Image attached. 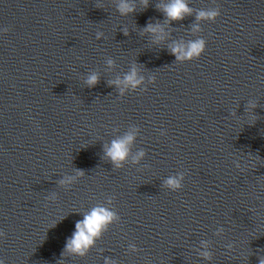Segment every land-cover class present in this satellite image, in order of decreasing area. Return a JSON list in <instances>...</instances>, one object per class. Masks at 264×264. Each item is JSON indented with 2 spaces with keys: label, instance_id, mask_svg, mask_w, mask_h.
Segmentation results:
<instances>
[{
  "label": "water",
  "instance_id": "water-1",
  "mask_svg": "<svg viewBox=\"0 0 264 264\" xmlns=\"http://www.w3.org/2000/svg\"><path fill=\"white\" fill-rule=\"evenodd\" d=\"M170 2L0 0L4 264L264 260V0H185L182 20ZM197 40V58L172 54ZM133 68L142 83L122 94ZM128 134L116 167L106 148ZM97 206L116 219L67 251Z\"/></svg>",
  "mask_w": 264,
  "mask_h": 264
},
{
  "label": "clouds",
  "instance_id": "clouds-1",
  "mask_svg": "<svg viewBox=\"0 0 264 264\" xmlns=\"http://www.w3.org/2000/svg\"><path fill=\"white\" fill-rule=\"evenodd\" d=\"M147 3V0H145ZM163 12L169 18V20H182L184 16L191 12V9L186 4L185 0H171L170 3L163 5ZM119 11L122 14L134 11V9L127 3H121L119 5ZM219 15L218 11L200 12L199 17L201 19L214 20ZM148 31L156 33L162 32L159 26H148ZM0 31L6 32L7 29ZM204 50V41L197 40L190 42L189 45L184 46L182 44L176 45L171 48V52L175 55L179 61L190 60L197 58L202 54ZM98 82V77L92 75L87 83L89 86H94ZM117 85H122L121 93L125 88L135 89L142 83V78H138V74L135 68L126 75L123 81H115ZM134 140L133 134H128L125 137L117 140H113L110 147L106 148L107 157L113 162L116 167H121L123 162L126 161L129 152L130 145ZM143 155V152L139 154ZM167 186L172 190H178L181 188L180 181L176 178H170L166 182ZM116 219L115 213L106 207L97 206L90 212L86 213L82 220L77 221L75 224V231L71 238L66 242V250L75 254L84 255L85 252L94 245L95 240L99 238L107 227ZM3 232H0V237H3ZM0 264H4V261L0 259ZM260 264H264V260L260 261Z\"/></svg>",
  "mask_w": 264,
  "mask_h": 264
}]
</instances>
